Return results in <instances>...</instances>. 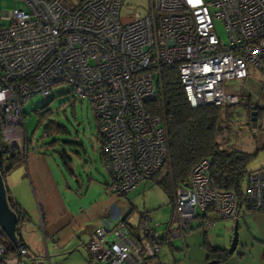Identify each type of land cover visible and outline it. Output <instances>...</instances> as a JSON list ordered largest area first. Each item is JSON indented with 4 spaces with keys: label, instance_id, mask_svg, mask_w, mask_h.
<instances>
[{
    "label": "built area",
    "instance_id": "2783aa9c",
    "mask_svg": "<svg viewBox=\"0 0 264 264\" xmlns=\"http://www.w3.org/2000/svg\"><path fill=\"white\" fill-rule=\"evenodd\" d=\"M0 8V140L24 158L29 136L23 106L66 83L85 98L95 117L96 141L114 195H125L167 163L164 115L153 114L163 70H174L191 107L242 102L224 82L260 73L264 82V0H150L148 9L126 0H17ZM220 20L227 35L216 33ZM157 74V81L155 76ZM207 158L176 186L172 208L177 235L198 218L202 226L264 210V167L248 174L242 204L211 186ZM157 224L142 214L138 233L121 219L95 228L86 251L95 264H144L161 250ZM4 249L0 247V254ZM19 253H27L20 248ZM264 264V253H263ZM7 264H26L10 257Z\"/></svg>",
    "mask_w": 264,
    "mask_h": 264
},
{
    "label": "crops",
    "instance_id": "0c3cea01",
    "mask_svg": "<svg viewBox=\"0 0 264 264\" xmlns=\"http://www.w3.org/2000/svg\"><path fill=\"white\" fill-rule=\"evenodd\" d=\"M259 155H263L262 161L250 170L264 167V150ZM22 164L7 173L5 183L13 200L31 216V220L23 222L20 227V234L29 249L27 261L95 264L86 251L95 228L104 220L114 222L121 219L135 235L143 213L149 214L160 234L167 237L156 259H147L144 264L148 260L154 262L148 264H162L171 257H177L175 264L182 258L180 264H205L208 261L204 246L205 241L209 242L207 233L204 232L201 241L200 235L191 233L194 230L192 223L183 237L177 235L173 208L170 217L165 212L168 209L162 208L168 196L153 180H145L125 195H114L105 175L93 174L88 168L82 175L74 170L73 165L72 174L63 167L61 159L57 160L42 148H28ZM63 171L73 178L78 186L76 189ZM164 220L167 226L163 229L159 226ZM238 221L239 240L235 249L241 247L238 259L245 264H263L264 210L251 212L242 205ZM228 222L232 233L233 222Z\"/></svg>",
    "mask_w": 264,
    "mask_h": 264
},
{
    "label": "trees",
    "instance_id": "16d2710c",
    "mask_svg": "<svg viewBox=\"0 0 264 264\" xmlns=\"http://www.w3.org/2000/svg\"><path fill=\"white\" fill-rule=\"evenodd\" d=\"M82 1L79 0L78 2ZM247 100L249 101V98ZM246 105L252 113L254 103L249 101ZM228 107L215 105L191 107L186 100L176 72L169 69L162 71L159 97L157 101L150 103L149 110L153 114L164 115L169 156L167 163L151 180L167 194L171 203L176 186L186 184L194 164L199 159L207 158L210 162L208 176L211 186L220 191L233 192L240 204H242L246 177L254 171L250 170L248 165L260 151L264 150V146H257L253 151H246L233 143H226V141L221 143L219 141L225 126L223 122L228 119ZM259 108V105L255 108L257 118L259 117ZM47 111L46 109L42 113H37L42 119ZM251 113L250 115H252ZM67 132V129L60 123L48 120L44 125L41 138L44 139L45 137ZM30 141L29 138L28 144ZM56 142L57 140L53 139L46 143L45 147L55 151L60 157L63 167L73 174L74 170L69 151L65 148L57 149ZM23 162L24 158L20 155L17 148L5 147L0 140V173L4 183L7 173ZM5 188L8 204L18 217L16 226L18 243L14 244L0 227V247L4 249V252L0 254V264H7L6 260L14 256L22 258L26 263L29 249L20 234V227L23 222L31 220V216L13 200L6 183ZM200 226L202 225L200 224ZM161 238L162 243L167 239L166 236ZM204 246L207 251L208 261L216 260L220 262L230 256L227 249L214 247L208 241H205ZM23 247L27 250L24 255L19 253V249Z\"/></svg>",
    "mask_w": 264,
    "mask_h": 264
},
{
    "label": "rangeland",
    "instance_id": "374dc122",
    "mask_svg": "<svg viewBox=\"0 0 264 264\" xmlns=\"http://www.w3.org/2000/svg\"><path fill=\"white\" fill-rule=\"evenodd\" d=\"M67 6H73L77 4L79 0H61ZM126 5L132 7H141L148 9L150 6V0H126ZM15 7H24L22 2L17 0H0V8L2 10H10ZM215 30L223 43L227 41V35L224 31V26L220 20H215ZM157 81V74L155 76V82ZM224 89L229 93H236L240 95L243 101L239 104L232 105L227 108L229 113L228 119L225 123L224 129L219 137V141L222 143H233L237 147H241L246 151H253L257 146L264 143V82L260 73H251L247 78L241 80H233L224 82ZM259 105V117L255 122L251 121V111L246 105L249 101ZM48 110L44 117L41 119L37 112H43ZM23 112L25 114L24 127L30 138L28 144L29 149L40 150L41 148L54 156L57 160L60 159L58 154L50 148L45 147L46 143L55 139L57 140V149H67L69 156L72 159V165L74 170L84 175L85 170L88 168L91 173L96 175L106 176L109 181L106 169L104 168L101 155L99 152L98 144L96 141L97 127L95 123V117L93 111L85 98H77L72 91V88L66 83H60L51 88L48 95L35 94L28 99L23 106ZM40 120V123L38 124ZM48 120H53L67 129V133H59V135L41 138L43 135L44 125ZM38 124V125H37ZM227 129V130H225ZM259 153L257 154V156ZM255 157L248 168H255L259 165V161L263 159L261 157ZM258 158V159H257ZM23 165V164H22ZM69 182L74 185L73 178L63 171ZM162 208L166 214H169L172 210V204L166 197V204ZM169 221V218L167 222ZM199 219L196 218L193 221L194 230L191 233L200 235L201 241H203L204 232L207 233L210 244L214 247H221L228 249L229 238L231 231L228 229L230 222L228 221H215L212 227L210 226H198ZM165 220L159 226L160 228H166ZM198 226V227H197ZM225 243V244H224ZM241 251V247H238L236 251L230 253L233 257L229 256L225 261H220L217 264H245V261L238 259L237 253ZM231 257V258H230ZM177 258V257H176ZM174 258V259H176ZM174 259L171 257L167 262L162 264H175ZM184 260V258H182ZM178 260V259H177ZM182 260V261H183ZM177 261L176 264L182 262ZM211 260L207 261L208 264ZM153 260H148V263ZM147 263V264H148ZM154 263V262H153ZM26 264H46L45 261L40 263H32L27 261Z\"/></svg>",
    "mask_w": 264,
    "mask_h": 264
},
{
    "label": "water",
    "instance_id": "95a60500",
    "mask_svg": "<svg viewBox=\"0 0 264 264\" xmlns=\"http://www.w3.org/2000/svg\"><path fill=\"white\" fill-rule=\"evenodd\" d=\"M256 107H257V104H254L253 106L254 110L251 113L252 122H255L257 120V117H256L257 111L255 110ZM17 223H18V217L15 211L8 204L5 183L0 173V227L7 234V236L10 238V240L14 244L18 243L17 241L18 237L16 235ZM238 225H239V221L238 219H235L233 221L232 233L230 236L229 247L227 249L229 253H233L238 244V240H239ZM216 262H217L216 260H211L208 264H215Z\"/></svg>",
    "mask_w": 264,
    "mask_h": 264
}]
</instances>
